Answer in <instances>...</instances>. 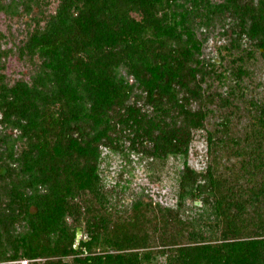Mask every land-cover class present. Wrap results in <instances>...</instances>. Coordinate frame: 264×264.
<instances>
[{"label":"trees","instance_id":"obj_1","mask_svg":"<svg viewBox=\"0 0 264 264\" xmlns=\"http://www.w3.org/2000/svg\"><path fill=\"white\" fill-rule=\"evenodd\" d=\"M45 6L0 0L27 23L0 45V264H264V98L242 86L264 60V0ZM13 54L28 70L11 81ZM105 151L151 174L178 160L175 203H127Z\"/></svg>","mask_w":264,"mask_h":264},{"label":"rangeland","instance_id":"obj_2","mask_svg":"<svg viewBox=\"0 0 264 264\" xmlns=\"http://www.w3.org/2000/svg\"><path fill=\"white\" fill-rule=\"evenodd\" d=\"M35 2L36 0H29ZM44 3L46 10L54 11L57 6V0H40ZM19 12V11H18ZM11 15L12 12H7L0 9V30L6 37L0 41L3 48L12 47L14 43L19 41L23 36V29L27 27L25 19L21 16L23 12ZM27 19V18H26ZM220 27L214 26L208 31V39L205 43V55L207 57L216 58L220 62L218 49L219 45L228 42L219 34ZM247 67L250 69V76L246 77L242 82L243 88L248 94H254L264 98V60L261 58L248 62ZM27 66L16 54L11 55L7 60L6 74L11 81L26 75ZM205 151L204 136L202 133L197 135L192 147L190 163L196 167L202 166V154ZM180 162L176 159H171L164 168L156 169L154 174L147 171L146 164L138 160L126 162L119 154L105 151V162L103 163V173L108 182L111 184L116 180H120L125 185L128 184L125 200L127 203L138 193L145 190L150 193L155 200L162 203L173 205L175 203L177 193L178 170ZM160 169V170H159ZM82 236V233L80 237ZM12 264H32L21 260ZM41 264V263H37Z\"/></svg>","mask_w":264,"mask_h":264},{"label":"water","instance_id":"obj_3","mask_svg":"<svg viewBox=\"0 0 264 264\" xmlns=\"http://www.w3.org/2000/svg\"><path fill=\"white\" fill-rule=\"evenodd\" d=\"M82 231L79 229L78 230V240H80V235H81Z\"/></svg>","mask_w":264,"mask_h":264},{"label":"built area","instance_id":"obj_4","mask_svg":"<svg viewBox=\"0 0 264 264\" xmlns=\"http://www.w3.org/2000/svg\"><path fill=\"white\" fill-rule=\"evenodd\" d=\"M26 262H28V261L26 260Z\"/></svg>","mask_w":264,"mask_h":264}]
</instances>
